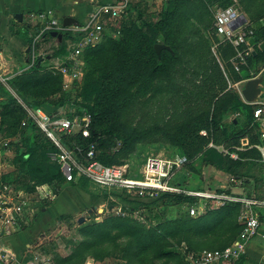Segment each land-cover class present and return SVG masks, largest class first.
<instances>
[{"label":"rangeland","instance_id":"rangeland-1","mask_svg":"<svg viewBox=\"0 0 264 264\" xmlns=\"http://www.w3.org/2000/svg\"><path fill=\"white\" fill-rule=\"evenodd\" d=\"M24 4L28 9L23 12V19L19 21L15 17L16 13L21 12L16 11L10 14L7 26L3 25L0 28V192L7 186L9 189L6 192L15 197L14 204H9L8 208L11 209L15 205L22 208L19 217L13 211L17 227L13 235L5 239L4 248L0 247V264H143L149 252L132 257L123 250L125 245L130 244L133 247L138 243L135 237L132 239L129 237L126 222L131 219L146 226L156 225L160 221L157 215H160L162 220L183 217L188 206L155 207L145 204L147 206L140 207L141 202L148 203L151 197L155 196L101 187L91 181L80 183L82 177H75L70 183L63 181L57 186L50 184L58 195L54 199L43 198L40 188L45 183L31 181L30 185H23L10 181L19 167L15 157L18 153L17 141L22 139V130L29 120H33L41 129L33 115L37 109H42L47 114H57L58 117L72 116L71 118H78L82 123L89 122V126L92 120L89 107L104 109L107 114L105 125H116L120 131L140 135L128 148L120 137L113 135L110 139V150L115 153L114 163L118 164L116 166H127L130 177H141L148 156L168 158L181 152L176 136L202 113H212L219 105L223 107L222 97L227 95L231 97L236 93L245 103L250 104L244 99L241 91L245 82L254 73L257 76L264 74V49H261L263 53L255 63L257 69L253 70L254 64L248 58L246 68L250 77L241 76L246 74L234 70L231 60L220 51L222 45L217 47L214 16L218 8L233 6L245 15L250 25L256 29L255 19L264 13V0H192L186 7L180 8L176 20L182 23L178 37L184 46L180 48L181 58L169 64L170 72L166 75L165 72L159 75L151 71L149 65L144 67L146 69L144 71L141 65H138L140 71L137 75L136 71L133 76L126 72L128 64L124 62L125 45L115 47L110 42L112 38L118 39L115 36L119 34L114 35L113 31L116 30L117 24L120 27L123 25L126 15L120 21L111 19L107 22L108 32L103 39L90 46L97 49L105 43L111 44L106 51L108 54L83 55L85 64L82 72L77 79L72 80L62 76L57 65L64 57L63 53L72 47L77 32L72 25L63 29L64 38L59 42L57 37L50 34L48 22L40 17L39 12L52 8L57 16H61L66 14L69 8L81 4H77L75 0H24ZM167 5V0H142L140 9L143 13L147 11L152 17H156ZM83 10L89 12L93 9L87 5ZM73 15L78 17L77 13ZM132 16L139 17V10L134 9ZM78 18L82 22L83 15H79ZM28 47L31 48L29 52ZM252 48L254 49L255 45L252 44ZM38 58L43 59L38 64L40 68L36 69L34 64ZM214 58L223 70L227 87L212 98L216 92L211 89L214 82L212 79ZM91 78L94 82L102 79L111 86L117 83L109 92L113 95L110 102L106 99L108 93L98 97L92 96L90 99L86 97L83 89L87 80ZM262 88L261 99L264 100V82ZM12 95L22 108L13 113L8 112L11 108ZM62 99L68 100L61 104ZM34 103H40V106L33 109ZM223 123L231 133L247 126L254 129L250 135L247 134L251 141L252 137H256L252 147L242 148L240 141L233 147L237 150L248 148L246 151L258 149L259 157H256V154H249L241 158L244 162H251L244 167L243 172L246 173L245 176L253 177L259 174V167L262 166L260 174L263 176L264 140L254 120L249 121L242 109L238 108L226 113ZM199 134L208 137L209 131L202 129ZM59 136L68 146L78 142L77 136L68 137L66 140L61 133ZM210 140L202 151L193 153L189 164L177 170L175 179L190 188L212 191L230 189L237 195L248 194L261 198L264 180L256 183L255 179H251L248 184H238L232 181L233 174L230 172L205 163L203 156L206 148L214 147L225 153L229 152L228 146ZM211 143L214 146H211ZM56 152L48 153L52 161H57ZM110 205H115L111 211L108 210ZM196 205L200 209L199 213H203L204 204L199 202ZM93 206H97V210L88 212ZM100 208L104 210L101 212ZM242 213L243 206L236 216V223L243 224L236 239L244 230ZM6 215L7 213L0 212V219H5ZM82 216L85 217V221L79 223L78 220ZM110 217L119 219L107 227L110 238L102 243L94 241L99 234L95 231L93 223L102 222ZM262 230L264 218L259 232L249 241L246 250L234 264H264V242H259ZM184 238V234H178L168 240L173 245L171 247L179 252ZM50 239L54 241L49 242ZM217 243L218 238L214 237L211 243L198 241V246L199 248L207 247L209 244L214 246ZM81 244L86 251L81 253L76 261H68ZM181 262L179 254L173 258L157 259L158 264Z\"/></svg>","mask_w":264,"mask_h":264},{"label":"trees","instance_id":"trees-1","mask_svg":"<svg viewBox=\"0 0 264 264\" xmlns=\"http://www.w3.org/2000/svg\"><path fill=\"white\" fill-rule=\"evenodd\" d=\"M191 1L192 0H167V7L163 8L156 17H152L147 11L144 13L142 12L140 9L142 0L133 1L131 3L126 13V18L123 21V25L121 26L120 33L115 36L118 37V39L112 38L110 40L115 47L121 44L125 45L124 62L128 64L126 72L129 75L133 76L135 71L136 75L139 74L140 67L138 65H141L143 71L146 70L144 67L149 65V69L155 71L159 75L164 72L166 75L167 72H170L168 67L169 64L174 63L181 58L180 48L184 46L183 41L178 37L182 30V23H178L176 17L178 16L180 8L186 7ZM134 9L139 10V17L137 18L132 16V11ZM255 22V35L252 39V44L255 45V48L248 57L254 64L252 67L253 70L257 69L255 63L260 59L263 53L261 49H263L262 44L264 43V13L256 18ZM158 42L165 43L171 47V49H163L160 57L155 49V44ZM258 42L260 43L257 46ZM110 45L111 44L105 43L97 49H92L90 47L85 49L83 55H87V53H94L95 55L98 53H101L98 55L108 54L106 51H108ZM220 51L229 59L234 54V49L229 44H223ZM66 53L67 52H64L63 55ZM42 59L43 58H38L36 60L34 64L36 69L40 68L38 67V62ZM232 68L235 70L234 66ZM212 69H214V73L212 74L214 82L211 89L216 91L214 95H212V98H215V96H218L227 86L223 70L215 58ZM239 72L246 74H241V76L250 77L248 76L249 74L246 66L242 67ZM92 78L91 80H87L83 93L88 99L92 96L98 97L102 94L108 93L106 99L110 102L113 95L109 94V92L112 91V88L117 83L111 86L110 83H104V80L102 79L94 82L92 81ZM7 92L11 94L9 90H7ZM11 97V108L8 112L13 113L21 110V105L15 97L13 95ZM221 99H223V107H220L221 105H219L215 107L212 113H202L196 117V119L190 121L181 133L176 136L181 151L179 153L188 157L189 161L186 164H189L191 160L190 158H192L195 153L202 151L204 145L209 142L210 139L217 144L223 143L228 146L229 152L225 153L214 147L206 148L203 156L205 163L230 172L233 174V178L242 180V184L250 183L251 179H255L256 183H259L264 180V175L262 176V174H260L262 172V166L259 167V174L254 175L253 177H247L245 176L246 173L243 172V169L248 163L251 164V162H244L241 159L244 156H249V154H256L255 156L259 157L260 153L258 149L252 148L251 150L246 151L248 148L246 150H237L235 149L236 147H233L235 144H239L242 137L247 134L250 135L254 129H250V127L248 128L247 126L246 128L231 133L223 123V118L226 113L238 108L242 109L250 121L253 119L254 106L245 103L242 100V97L236 93H233L231 97L227 95ZM67 100L68 99H62L60 103L65 104ZM39 106L40 103L32 104L33 109H36ZM89 112L92 116L89 126L90 135L84 137L81 132L72 135L62 134L64 135L65 140L68 137H78V142L74 145L68 146L65 141L63 142L71 148H74L76 145H81L86 148L89 143L95 142L97 144L96 158L106 165H118L114 163L115 153L110 150L111 137L117 135L123 140L125 147L128 148L139 139L140 135H134L127 131H120L116 125H105L107 114L104 109L97 110V107L90 106ZM24 128L25 129H23L21 133L22 139L17 141L16 150H18V153L15 157V162L18 163L19 167L10 181L23 185H30L31 181H35L36 183L54 184V186L61 185L63 181H66L61 170V165L57 161H52L48 156L50 151H58L57 146L43 131H41V129H39L33 120H29ZM202 129H207L209 131L208 137L199 134ZM254 138L252 137L251 143L256 140V137ZM231 152L237 153V157H232L230 154ZM86 182L89 183L90 181L85 177L80 178V183ZM262 188L264 189V183ZM218 191L233 193L230 189H218ZM245 195L248 197L254 196L248 194ZM256 198L258 197L256 196ZM199 202H201L199 197L171 192H164L155 197H151V201L148 203L141 202L140 207H145L147 206L145 204H149L155 207H158L159 205L165 207L186 205L188 208L184 211L183 217L176 216L173 219L167 218L162 220V217L157 215V217L159 216L160 221L156 223V225L146 226L138 221L131 219L128 220L126 224L129 231V237L131 239L135 237L136 242L138 243L133 247L130 244L125 245L123 250L126 251V253L131 254L132 257L140 256L145 252H149L148 256H145L143 264H158V258H173L178 254L181 255L182 258L181 264H185V256L182 251L183 246H187L188 250L201 252L206 249H223L231 245L236 240L237 234L243 227V224L239 225L236 223V216L242 203L237 201H227L223 205L212 207L211 201L208 200L203 213H198V215L195 216L191 215L189 207L191 205H196ZM260 217L262 220L264 218V213L261 214ZM115 220L119 219L110 217L102 222L93 223L95 231L99 234L94 241L102 243L110 238L108 237L109 234L107 227L111 222L114 223ZM178 234L185 235V238L180 245L181 252H178L174 247H171L173 245H171L168 240V238L175 237ZM214 237L218 238L217 245L210 246L211 244H209L207 247L199 248L198 241H203V243L207 244L211 243ZM53 241L54 239L49 240V242ZM85 251L86 249L84 245L81 244L68 258V261H76V258Z\"/></svg>","mask_w":264,"mask_h":264},{"label":"built area","instance_id":"built-area-1","mask_svg":"<svg viewBox=\"0 0 264 264\" xmlns=\"http://www.w3.org/2000/svg\"><path fill=\"white\" fill-rule=\"evenodd\" d=\"M137 0H111L98 4L88 15L85 21L79 25H72L77 36L68 52L57 65L58 71L67 80L77 79L85 64L83 53L86 48L99 43L108 32L107 22L111 19L120 21L127 13L131 3ZM40 17L48 22L50 31H61L69 26H64L62 20L57 18L54 11L49 9L39 12ZM112 30L114 35L120 33L119 24ZM214 30L218 38L217 47L229 44L234 49V54L230 58L236 71L247 66L249 54L253 51L252 39L255 35L254 28L250 25L249 19L240 13L233 6L220 7L214 16ZM263 95V94H262ZM259 98L256 102L250 103L253 108V120L258 127L261 138L264 140V100ZM40 128L57 146L56 159L61 165L66 182L70 183L75 177H85L93 184L101 187H112L126 190L129 193L157 196L160 193H183L196 196L204 204L211 201L212 207L223 205L227 201L241 202L243 206L242 219L244 230L241 236L231 245L223 249H206L201 252L188 250L187 246L182 247L185 256V264H234L240 255L246 250L249 241L256 235L262 225L261 208H264V189L261 198L237 195L219 191L205 190L202 188H190L182 185L175 179L178 169L188 163L186 155L177 153L168 158L159 156H148L144 164L143 174L139 178L128 175L127 166L106 165L96 158L97 144L89 143L84 148L76 145L74 148L68 147L59 136V133L72 135L81 132L84 137L90 135L89 122L82 123L78 118L58 117L45 113L42 109H37L33 113ZM205 133V131H202ZM241 147H252L249 135H245L240 140ZM211 146H214L211 143ZM232 157H237L233 152ZM232 181L242 184V180L232 178ZM0 192V212L7 213L5 219L8 235L17 227L16 217L22 212L20 206L8 208L9 204H14L15 197L8 194L6 190ZM43 198L54 199L56 194L54 187L50 184H43L40 188ZM191 215L200 212L197 205L189 207ZM4 236H0V247L4 248ZM50 260V257H48Z\"/></svg>","mask_w":264,"mask_h":264},{"label":"water","instance_id":"water-1","mask_svg":"<svg viewBox=\"0 0 264 264\" xmlns=\"http://www.w3.org/2000/svg\"><path fill=\"white\" fill-rule=\"evenodd\" d=\"M16 18L19 21L22 20L23 13H17ZM62 23L64 26H71V25H79L80 21L77 17L73 15H66L62 18ZM51 35L54 37H57L59 42L63 41V38H64L63 32L58 31V30H52ZM262 48L264 49V43L262 44ZM30 49L31 48L28 47L27 51L29 52ZM155 49H156L157 54L160 57L163 49H171V47L165 43L158 42L155 44ZM38 64H40V61L38 62ZM263 82H264V76L263 75L257 76L256 73H254V75L245 82L244 87L241 91V94L248 103H253L259 100V98L263 94V88H262ZM114 207L115 205H110L108 207V210L111 211ZM94 210H97V206H93L92 208L88 210V212H92ZM99 210L102 212L104 209L100 208ZM84 221H85V217L83 216L80 217V219L78 220L79 223H83ZM0 235L1 236L8 235L6 223H4L0 231Z\"/></svg>","mask_w":264,"mask_h":264},{"label":"crops","instance_id":"crops-1","mask_svg":"<svg viewBox=\"0 0 264 264\" xmlns=\"http://www.w3.org/2000/svg\"><path fill=\"white\" fill-rule=\"evenodd\" d=\"M109 1H111V0H75V2L77 4H81V5H79L78 7L73 6V7L69 8L68 12L66 14L61 15V16H57L56 14L55 15H56L57 18L62 20V18L64 16H66V15H73V13H77V15L79 17V15L82 14L83 18L81 20L84 21V19H86L88 17V15L90 14V12H91V11L86 12V11L83 10L87 5H90L92 7V9H94L98 4H101V3H104V2H109ZM25 9H28V8L25 7L24 0H0V28H2L3 25L5 27L7 26V23L9 22L8 19L10 18V14L11 13H15L16 11H21V12H18V13H23V12H25ZM49 9L53 10L52 8H48V9L46 8L45 10H40V12L41 11H46V10H49ZM68 13H70V14H68ZM261 211L264 212V208H261ZM36 221L37 220L35 219L34 222H36ZM3 225L4 224L2 223V221L0 219V231H1L2 227H3ZM12 235H13V232L11 234H9V235L4 236L3 240L5 241V239L7 237H10ZM42 237H44V235H42ZM259 238H260L259 242L263 243L264 242V230H262V232L259 234Z\"/></svg>","mask_w":264,"mask_h":264}]
</instances>
